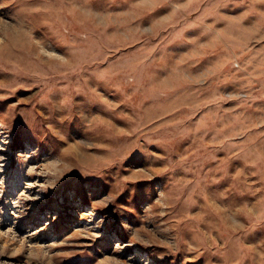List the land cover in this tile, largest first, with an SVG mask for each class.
<instances>
[{"label":"rangeland","instance_id":"rangeland-1","mask_svg":"<svg viewBox=\"0 0 264 264\" xmlns=\"http://www.w3.org/2000/svg\"><path fill=\"white\" fill-rule=\"evenodd\" d=\"M0 264H264V0H0Z\"/></svg>","mask_w":264,"mask_h":264}]
</instances>
